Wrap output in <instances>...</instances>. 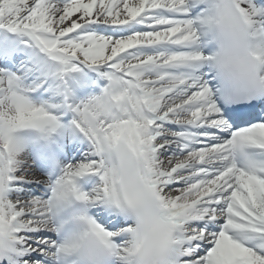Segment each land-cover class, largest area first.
Segmentation results:
<instances>
[{
	"label": "snow or ice",
	"instance_id": "snow-or-ice-1",
	"mask_svg": "<svg viewBox=\"0 0 264 264\" xmlns=\"http://www.w3.org/2000/svg\"><path fill=\"white\" fill-rule=\"evenodd\" d=\"M208 4L0 0V264H264V80L217 77Z\"/></svg>",
	"mask_w": 264,
	"mask_h": 264
},
{
	"label": "clouds",
	"instance_id": "clouds-1",
	"mask_svg": "<svg viewBox=\"0 0 264 264\" xmlns=\"http://www.w3.org/2000/svg\"><path fill=\"white\" fill-rule=\"evenodd\" d=\"M207 31L215 46L212 67L228 85L254 86L264 80V49L253 42L232 0H209Z\"/></svg>",
	"mask_w": 264,
	"mask_h": 264
},
{
	"label": "bare ground",
	"instance_id": "bare-ground-1",
	"mask_svg": "<svg viewBox=\"0 0 264 264\" xmlns=\"http://www.w3.org/2000/svg\"><path fill=\"white\" fill-rule=\"evenodd\" d=\"M89 94V92H87V90L86 89H84V90H82V91H80L79 93H78V95L80 96V97H86L87 95Z\"/></svg>",
	"mask_w": 264,
	"mask_h": 264
}]
</instances>
